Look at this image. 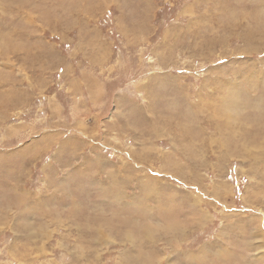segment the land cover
<instances>
[{"label":"rangeland","instance_id":"obj_1","mask_svg":"<svg viewBox=\"0 0 264 264\" xmlns=\"http://www.w3.org/2000/svg\"><path fill=\"white\" fill-rule=\"evenodd\" d=\"M0 264H264V0H0Z\"/></svg>","mask_w":264,"mask_h":264}]
</instances>
